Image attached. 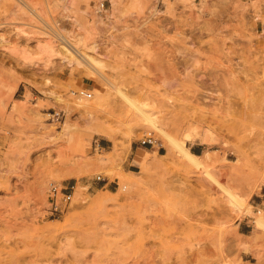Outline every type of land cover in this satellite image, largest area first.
Segmentation results:
<instances>
[{
	"label": "rangeland",
	"instance_id": "obj_1",
	"mask_svg": "<svg viewBox=\"0 0 264 264\" xmlns=\"http://www.w3.org/2000/svg\"><path fill=\"white\" fill-rule=\"evenodd\" d=\"M119 91L148 95L170 153ZM102 97L91 119L59 100ZM261 214L264 0H0V264H264Z\"/></svg>",
	"mask_w": 264,
	"mask_h": 264
},
{
	"label": "bare ground",
	"instance_id": "obj_2",
	"mask_svg": "<svg viewBox=\"0 0 264 264\" xmlns=\"http://www.w3.org/2000/svg\"><path fill=\"white\" fill-rule=\"evenodd\" d=\"M16 1H19L20 0H16ZM67 45L69 47V53H72L76 59V63L77 65H84L83 63H80L82 61H78L77 59V51L79 49L76 48V44L75 42H73V40H70L68 39L67 40ZM78 45V44H77ZM75 48V50L73 49ZM81 48V47H80ZM81 52L82 55H84L82 53V50L79 51ZM88 58V57H86ZM91 59V58H90ZM90 62V61H89ZM96 63V62H95ZM92 64V63H91ZM97 67H95L94 65H91V72H92V75L94 74H98V71L96 69ZM90 69V68H89ZM94 73V74H93ZM100 73V72H99ZM106 81L107 79L105 77H103ZM108 82V81H107ZM107 84V83H106ZM192 93H195L194 91H192ZM118 95H119V98L122 102L124 103H127V104H130V105H133L135 110H136V114L135 116H137V118H139L140 120H142L145 124H147L148 126L158 130L162 136L164 137V140L166 143H168V149H167V152L170 153L171 152V149H170V146L169 144L172 143L173 141L170 140V138L167 136L166 133H164L161 128L158 127V125L156 124V121H155V118L153 116V114L150 112V109H152L151 107V104L149 102V97H147L148 95H146L144 92H138V97L136 98H130L126 92L124 91H119L118 92ZM100 97V96H99ZM198 98V97H197ZM59 100L63 103H65V107L67 108V110L71 109V108H79V109H82L84 110V112L87 114V116L89 117V119H91V110L97 108L98 106H101L102 105V102L104 100V98H98L96 99L94 102L95 105H88L89 102H85L84 100H82L81 98L78 99V101H73V102H64L63 99L59 98ZM105 101V100H104ZM169 101V100H168ZM106 102V101H105ZM104 102V103H105ZM172 103V102H171ZM132 106V107H133ZM118 112V111H117ZM128 113V112H127ZM121 121V120H120ZM123 122V121H121ZM124 123V122H123ZM191 123V122H190ZM193 123V122H192ZM65 125V124H64ZM194 125V124H193ZM191 126V124H190ZM189 126V127H190ZM66 127V126H65ZM192 127V126H191ZM193 128V127H192ZM191 128V129H192ZM195 128V127H194ZM194 130V129H193ZM101 134L103 135H107V136H111V134L108 132V131H104V130H101L100 131ZM184 134V133H183ZM171 137V136H170ZM194 137H196V133L192 130H189L187 131L184 135H183V139L184 141H187V140H192ZM173 140V139H172ZM184 141H182L181 143H179L178 141L175 140V142H178L179 144L177 143H174L176 144V148L178 149V158H179V161L180 163L184 166V167H187L189 168L190 166H194L196 168L199 169V172L202 173L204 176H205V179H208L209 182L212 181L213 183H216L214 181H216L217 179H215L212 174V172L207 168L208 167V162L211 158V155H210V152L209 151H202L201 153H194L192 152L190 149H188L185 144H184ZM175 148V149H176ZM107 159V158H106ZM105 158L102 157L101 158V161H104ZM139 174H143V170L139 172ZM204 179V180H205ZM128 182V181H127ZM130 183L134 184L135 182L133 181H129ZM218 183V182H217ZM230 191V190H228ZM227 192V191H226ZM228 193V192H227ZM231 193V192H230ZM228 193V195H231L233 193ZM227 195V196H228ZM232 196V195H231ZM232 198V197H231ZM106 199L105 197L101 196V195H96L94 197V201H102ZM230 199V198H229ZM234 198H232L233 200ZM231 200V202H233ZM229 201V200H228ZM230 202V201H229ZM101 203V202H100ZM234 203V202H233ZM233 203H230L232 205H234ZM247 212L251 211L249 208L246 209ZM255 227L262 231H264V214H261V215H258L256 218H255Z\"/></svg>",
	"mask_w": 264,
	"mask_h": 264
},
{
	"label": "built area",
	"instance_id": "obj_3",
	"mask_svg": "<svg viewBox=\"0 0 264 264\" xmlns=\"http://www.w3.org/2000/svg\"><path fill=\"white\" fill-rule=\"evenodd\" d=\"M103 7V1L99 3V9ZM72 94L89 98L91 96V92L86 91L85 89H79L72 91ZM139 143L141 145H153L155 143V139L153 138L151 132H147L140 139ZM100 175L96 176V180H100ZM71 192L67 190V187H57L55 184H51L48 189L47 200L49 203L50 213L59 214L61 213L66 204L70 201Z\"/></svg>",
	"mask_w": 264,
	"mask_h": 264
},
{
	"label": "crops",
	"instance_id": "obj_4",
	"mask_svg": "<svg viewBox=\"0 0 264 264\" xmlns=\"http://www.w3.org/2000/svg\"><path fill=\"white\" fill-rule=\"evenodd\" d=\"M107 141H106V139H103V141H102V145H103V143H106ZM198 148V147H197ZM145 150V149H144ZM143 151V150H142ZM142 151H138V152H136V151H134V153H132L133 155H132V158L135 156V158H136V160L138 159V157H140V154L142 153ZM146 151V150H145Z\"/></svg>",
	"mask_w": 264,
	"mask_h": 264
},
{
	"label": "trees",
	"instance_id": "obj_5",
	"mask_svg": "<svg viewBox=\"0 0 264 264\" xmlns=\"http://www.w3.org/2000/svg\"><path fill=\"white\" fill-rule=\"evenodd\" d=\"M192 152H194V153H196V154H198L199 152H196V151H192Z\"/></svg>",
	"mask_w": 264,
	"mask_h": 264
}]
</instances>
